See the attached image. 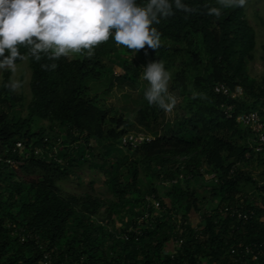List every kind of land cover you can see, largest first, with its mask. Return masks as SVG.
<instances>
[{"label": "trees", "instance_id": "1", "mask_svg": "<svg viewBox=\"0 0 264 264\" xmlns=\"http://www.w3.org/2000/svg\"><path fill=\"white\" fill-rule=\"evenodd\" d=\"M247 1L222 8L216 17L207 9L220 7L217 0H184L194 13L176 11L153 25L160 47L145 45L138 56L145 66L163 62L171 73L169 93L180 97L171 119L143 96L134 101L136 108L115 109L90 94L89 82L100 79L104 59L120 60L125 73L116 77L119 86L133 88L141 72L120 59L121 45L111 37L91 56L61 57L55 70L41 68L51 63L46 58L29 57L30 100L23 115L21 99L4 87L11 73L3 72L0 264H38L44 252L53 264H264V250L254 260L245 252L264 248V174L254 178L236 167L253 158L264 164V153L253 149L252 132L234 121L235 114L249 110L264 119V75L257 82L247 74L255 49L244 18ZM261 50L264 65V44ZM216 83L231 90L240 86L243 94L234 100L217 95ZM225 105L233 106L231 118L224 115ZM130 132L153 139L119 148L120 137ZM86 163L102 173L111 199L62 192L58 183ZM205 174H213L216 183ZM171 179L178 180L160 184ZM248 189L263 194L254 198ZM151 194L159 211L145 206ZM145 212L153 217L141 221ZM19 229L33 237L20 242L14 234Z\"/></svg>", "mask_w": 264, "mask_h": 264}, {"label": "clouds", "instance_id": "2", "mask_svg": "<svg viewBox=\"0 0 264 264\" xmlns=\"http://www.w3.org/2000/svg\"><path fill=\"white\" fill-rule=\"evenodd\" d=\"M217 2L220 7L208 8V15L219 17L222 8L242 5L244 0ZM176 11L189 14L196 9L184 0H0V71L15 74L17 62L29 57L46 58L51 63L41 68L55 70L61 57L81 52L91 56L110 37L129 50L145 45L156 50L161 34L153 25ZM142 79L147 82L143 91L147 104L171 111L176 97L168 91L171 73L163 62L149 61ZM21 86V80L11 77L4 85L13 92Z\"/></svg>", "mask_w": 264, "mask_h": 264}, {"label": "rangeland", "instance_id": "3", "mask_svg": "<svg viewBox=\"0 0 264 264\" xmlns=\"http://www.w3.org/2000/svg\"><path fill=\"white\" fill-rule=\"evenodd\" d=\"M244 18H246L248 24L252 28L255 37V49L252 60L247 62V74L254 78L255 81L260 82L262 76L264 75V65L261 59L263 53L261 50V45L264 44V0H248L244 5ZM119 52L120 53L118 56L120 59H125L128 61V63H133L134 65L140 67L141 72L135 82L134 87L130 88L126 84H123V86L116 84V77L119 75H124L125 72L122 71L120 60L116 61L115 58L111 60L110 58H107L103 60L104 69L101 72L100 79L89 82V92L99 105L112 107L115 109H121L122 106L136 108L138 104H134V101H137L136 99H139L141 96H143L144 88L147 85V82L142 79V72L145 64L143 59L138 56L141 54L140 50H129L126 47L121 46L119 47ZM184 58L186 59V55ZM17 65V72L15 74L11 73V78L22 81L21 88L16 90L14 93L16 97L21 99L20 101L22 104L21 108L23 115L25 114L26 106L30 100V71L28 68V59L17 63ZM3 72L4 71H0V80L2 78ZM178 101H180V97H176V103ZM175 105L171 111L166 112L163 110L162 115L164 119H171L174 117L176 114ZM18 106L20 105H17V107ZM129 116L131 119L133 118L132 111ZM161 119L162 116L159 117V120ZM40 125L47 128L48 123L41 122ZM248 138L249 140H252L251 135ZM248 141L246 140L247 144ZM98 150L99 147L96 146L93 150V154L96 155ZM236 167L242 173L250 172L254 178L258 177L260 173L264 174V164H259L255 158L248 161H241L237 163ZM58 185L64 193H70L78 196H82L85 193H90L102 199H111L112 197L108 193L102 173L99 172L95 167L88 166L87 163L74 169L73 173H71L66 180H62L60 183H58ZM248 193L252 194L254 198H258L263 194L262 191H253L249 189ZM119 216H127V213L122 212L119 214ZM114 217H116V215ZM262 219H264V217ZM192 224H194V221H192Z\"/></svg>", "mask_w": 264, "mask_h": 264}, {"label": "built area", "instance_id": "4", "mask_svg": "<svg viewBox=\"0 0 264 264\" xmlns=\"http://www.w3.org/2000/svg\"><path fill=\"white\" fill-rule=\"evenodd\" d=\"M212 91L217 94V95H222L224 97L230 98V99H238L242 96L243 92L240 86H235L232 90L222 84V83H216L212 86ZM223 112L226 118H231L233 114V106L232 105H225L223 106ZM264 111V108L261 109ZM234 121L236 124L240 125L243 128H246L252 132L254 135V151L255 153H264V119L262 118L261 114L259 111L256 110H249L246 112H241L237 113L234 116ZM153 138L150 135H147L143 132H135V133H126L122 135L119 139L118 142V147L119 148H124V147H136L143 142H149ZM20 150H22V146L20 144L17 145ZM248 157V155H247ZM179 180L183 179V175L180 174L178 176ZM203 178L206 181L213 180L214 183H216L217 178L213 174H205ZM178 179H171V180H162L160 184L164 187L168 186L169 184L174 183ZM144 202L146 208L148 207H153L155 210L159 211V205L157 201L154 200V196L151 195H146L144 197ZM224 210H228L231 215H237L238 213L231 209V208H225ZM153 215H149L147 212H145L139 219L142 220H147L148 218H152ZM239 217V214H238ZM178 222V226H179ZM14 234H17L18 240L20 242H25L27 239H30L33 237L32 234L30 233H23L21 229L15 230ZM36 238V237H35ZM176 246H179L180 240L174 242ZM261 246V245H260ZM263 249H260L259 246H251L250 248H246L245 252L251 256V260H254L256 256L262 252ZM170 258H173V255H170ZM38 264H53L52 262V256L48 252H44L42 255V259Z\"/></svg>", "mask_w": 264, "mask_h": 264}]
</instances>
